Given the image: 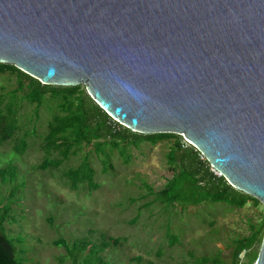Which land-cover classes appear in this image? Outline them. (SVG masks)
<instances>
[{"label":"water","instance_id":"obj_1","mask_svg":"<svg viewBox=\"0 0 264 264\" xmlns=\"http://www.w3.org/2000/svg\"><path fill=\"white\" fill-rule=\"evenodd\" d=\"M0 62L182 135L264 204V0H0Z\"/></svg>","mask_w":264,"mask_h":264},{"label":"rangeland","instance_id":"obj_2","mask_svg":"<svg viewBox=\"0 0 264 264\" xmlns=\"http://www.w3.org/2000/svg\"><path fill=\"white\" fill-rule=\"evenodd\" d=\"M15 86L14 74L0 73V93ZM53 105L46 100L35 115V105L22 100L20 133L30 132L27 147L19 154L9 141L0 144V168L14 165L17 175L12 185L18 186L14 197L6 199L11 185H0V200L11 208L5 227L9 236L21 241L18 247L30 264L70 263L67 249L53 244L59 237L70 248L74 242L89 241L86 251L91 244L106 242L107 247L92 258L94 264H195L201 256L230 264L231 241L248 234L250 224L264 217L262 202L248 201L241 208L223 202L166 206L153 202L152 196L142 198L145 185L158 190L171 176L165 160L167 139L131 145L126 160L114 151L106 171L91 146L58 168L36 169L45 157L41 141ZM88 151L98 187L89 190L83 184L71 189L62 172Z\"/></svg>","mask_w":264,"mask_h":264},{"label":"trees","instance_id":"obj_3","mask_svg":"<svg viewBox=\"0 0 264 264\" xmlns=\"http://www.w3.org/2000/svg\"><path fill=\"white\" fill-rule=\"evenodd\" d=\"M5 72L15 75L16 86L0 93V144L9 141L8 144H11L17 153L22 154L30 135L25 129L20 133L22 129L19 110L22 100L35 105V115L46 100L54 102L53 112L41 141L45 157L35 165L36 169L58 168L70 156L78 154L84 147L91 146V150L103 163V171H106L110 165L108 158L114 151L126 160L131 145H138L143 141L155 144L159 140L167 139L170 144L165 153V160L171 170V176L158 190L145 185L147 192L142 198L152 196L153 202L166 206H196L205 202H223L241 208L248 201L255 205L260 203L257 198L233 187L222 175H217L208 160L182 135L130 130L103 110L82 84H44L16 66L0 62V73ZM88 154L89 151L82 154L78 164L62 172L63 182L71 189H77L83 184H86L89 190L98 187L94 176L95 169ZM16 175L14 165L0 168V185H11L6 199L14 197L16 193L18 186L12 185ZM149 202L147 204H151ZM10 209L8 201L0 200V264H30L23 250L18 247L21 241L12 238L6 231L5 222L9 219ZM263 233L264 217L257 223L250 224L248 234L234 238L229 245L230 264H253L259 253ZM114 241L117 243L118 238ZM80 242H74L70 248L67 242L59 237L53 244L62 245L67 249L72 258L67 264H94L92 258L107 247V243L103 241L91 244L86 251L89 241ZM172 244L174 242H171ZM195 264H220V260L218 257L201 256Z\"/></svg>","mask_w":264,"mask_h":264},{"label":"built area","instance_id":"obj_4","mask_svg":"<svg viewBox=\"0 0 264 264\" xmlns=\"http://www.w3.org/2000/svg\"><path fill=\"white\" fill-rule=\"evenodd\" d=\"M185 139V138H184ZM186 140V139H185ZM187 141V140H186ZM216 171V170H215ZM217 172V175H220V173L218 172V171H216Z\"/></svg>","mask_w":264,"mask_h":264}]
</instances>
